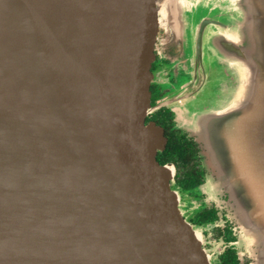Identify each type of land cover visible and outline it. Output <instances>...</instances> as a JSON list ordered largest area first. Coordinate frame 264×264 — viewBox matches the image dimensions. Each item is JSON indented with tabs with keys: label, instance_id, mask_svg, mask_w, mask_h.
Returning <instances> with one entry per match:
<instances>
[{
	"label": "water",
	"instance_id": "water-1",
	"mask_svg": "<svg viewBox=\"0 0 264 264\" xmlns=\"http://www.w3.org/2000/svg\"><path fill=\"white\" fill-rule=\"evenodd\" d=\"M233 3L196 33L200 46L214 35L239 88L195 113L190 136L212 152L213 190L234 197L250 264H264V0ZM184 8L0 0V264H215L175 164L157 159L168 138L146 122L154 40L163 27L181 42Z\"/></svg>",
	"mask_w": 264,
	"mask_h": 264
},
{
	"label": "flooded vegetation",
	"instance_id": "flooded-vegetation-1",
	"mask_svg": "<svg viewBox=\"0 0 264 264\" xmlns=\"http://www.w3.org/2000/svg\"><path fill=\"white\" fill-rule=\"evenodd\" d=\"M209 9L210 16L222 20L223 15L220 14L221 11L218 7H210ZM190 11L189 14L193 15L196 12V8H192ZM160 16L163 19L162 24H164L166 19L161 13ZM184 23L185 26L180 43H174L169 40L166 29L163 27H160L156 34L153 46V58L150 65L149 93L152 110L146 117V122H154L156 125L161 126L166 137L174 135L184 136L189 139V142H195L197 155L194 162L196 165H203L202 148L190 136L189 130H187V127H184L185 125L181 127L178 125V116L184 111L188 113L193 112L190 105L202 101L203 97L207 96L210 92L209 86L213 79H215V76H217L219 81L221 80L220 84L218 83L217 91H215L218 99L225 94L224 91L226 89L231 88L233 78H231L228 68L224 67V62L214 51V35L209 34L207 36L208 28L206 29L203 43L200 46L196 33L197 22H195L192 16H189L185 17ZM177 83H179L178 86ZM201 170L203 171L204 182L199 186L198 197L188 201L190 207L197 204V202L199 204L191 211L190 216L187 217L186 214L184 216L190 219L194 214L202 210L209 208L216 210L219 216L216 221L199 226L204 233L209 232V230L213 233L216 231L217 237L221 242L220 244H223V249L218 252L215 262L228 248H233L239 256L240 264H250L252 259L247 254L242 255L237 246L239 234L237 223L229 215L231 212L230 207L225 202L226 195H219L220 197L217 199L213 198V195L212 197L207 195L210 199L208 200L210 203H208L205 200L206 195L203 194L200 187L207 182L206 177L211 172L205 168H201ZM230 231L235 238L227 241L225 235L229 234ZM205 248L207 249V247ZM207 251L209 252L208 249Z\"/></svg>",
	"mask_w": 264,
	"mask_h": 264
},
{
	"label": "rangeland",
	"instance_id": "rangeland-1",
	"mask_svg": "<svg viewBox=\"0 0 264 264\" xmlns=\"http://www.w3.org/2000/svg\"><path fill=\"white\" fill-rule=\"evenodd\" d=\"M196 1L197 2L199 1V3L195 6H193V4H195ZM207 2H210L211 6L206 5ZM187 3H188V6H187ZM183 4L185 6V8H184V22H185V17L187 18L189 16H192L193 19L195 20V22H198L202 16L208 15L210 13L209 8L213 7V6H216V7L219 6L220 10L223 9V11H231V12L233 11L232 9L235 7L233 0H183ZM196 6L198 7V9H196L195 14H193V15L189 14L190 9H192ZM190 13H191V11H190ZM224 67L228 68L230 76H231V78H233L231 88L226 89L224 91L225 94L223 96H221L220 99H218L215 91H217L218 83L220 84L221 80L219 81L217 79V76H215L214 78L216 80L213 79L211 85L209 86L211 94H209L210 93L209 92L206 97H203L202 101L195 103L194 105H190V108L193 110V112L188 113V112L184 111L183 113L180 114V116H178V125L180 127L185 125L184 127L185 128L187 127V130H189V133L193 136L194 135L196 137L199 136V134H195L192 131V129L196 130V127L195 126L193 127V125L192 126L190 125L191 123H193L195 113L200 112L202 110L217 109L219 107V105L227 104L235 96L236 91L239 88L240 77H239L238 73L236 72V70L234 68L230 67L228 65V63H225V62H224ZM221 68L222 67L220 65V69ZM218 72H219V68H218ZM178 85H179V83H177V86ZM165 86H168V85H165ZM198 143H199V141H198ZM209 154H210V158H211L212 152L209 151ZM201 155H202V164L203 165H199L200 168H202V169L205 168L206 170L211 172V174H209L206 177L207 182L202 187H200L203 194L206 195L205 200L208 203H210L208 201V200H210L208 197L209 195L211 197L213 195V198H216V199L218 197H220L219 195H226L225 196L226 197L225 202L228 203V206L230 207V209H233L232 213L233 212L235 213L237 209H236V206L234 205V197H232L228 191L226 193H220V191L217 190L218 194H217V192H215L216 188H214V186L212 185V183H211L212 179L210 177L211 175H213V172H214L213 169L211 168V167L214 168V166H213L214 163L212 162V159H211V162L213 165L210 164V162H209L210 158H209V155L207 154V149L205 147L202 148ZM210 165H211V167H210ZM212 187L215 190H213ZM203 200H204V197H203ZM188 201L189 200H187L186 198L185 199L181 198V205H180L183 214H186L187 217L191 215V211L193 209H195V207H197L199 204V202H197V204H194L193 206L190 207V204H188ZM229 215L231 216V214H229ZM199 230L201 232H203L202 229L199 228ZM238 236H239V234H238ZM203 242H204L205 247H207V249L209 250V253L212 255L211 256L212 259L214 258L213 261L215 262V259H216L218 252L223 249V244H220L221 242H220L219 238L217 237V232L215 231L213 233L210 230H209V232L208 231L205 233L203 232ZM237 246H238L242 255L247 254L249 256L247 250L245 249L246 243L243 240L239 239V237H238Z\"/></svg>",
	"mask_w": 264,
	"mask_h": 264
},
{
	"label": "trees",
	"instance_id": "trees-1",
	"mask_svg": "<svg viewBox=\"0 0 264 264\" xmlns=\"http://www.w3.org/2000/svg\"><path fill=\"white\" fill-rule=\"evenodd\" d=\"M166 148L159 151L157 159L161 164L174 163L176 167L175 182L173 187L178 189L181 198L191 200L198 197L199 186L204 182L203 171L195 164L197 149L195 142H189L184 136H168ZM214 209H206L194 214L188 219L196 228L212 223L218 219ZM227 241L234 239L232 232L225 235ZM216 264H240L239 256L235 249L228 248L218 259Z\"/></svg>",
	"mask_w": 264,
	"mask_h": 264
},
{
	"label": "bare ground",
	"instance_id": "bare-ground-1",
	"mask_svg": "<svg viewBox=\"0 0 264 264\" xmlns=\"http://www.w3.org/2000/svg\"><path fill=\"white\" fill-rule=\"evenodd\" d=\"M160 13L164 16V18L167 20V17H169V9L167 4H165L163 6V8L161 9ZM230 36V35H229ZM232 37V36H231Z\"/></svg>",
	"mask_w": 264,
	"mask_h": 264
}]
</instances>
